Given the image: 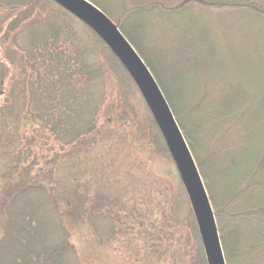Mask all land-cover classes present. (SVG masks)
Returning a JSON list of instances; mask_svg holds the SVG:
<instances>
[{
	"label": "trees",
	"instance_id": "obj_1",
	"mask_svg": "<svg viewBox=\"0 0 264 264\" xmlns=\"http://www.w3.org/2000/svg\"><path fill=\"white\" fill-rule=\"evenodd\" d=\"M87 1L136 49L164 93L206 185L226 263L264 264V80L246 78L252 73L264 76V0ZM45 2L54 9L39 7L34 0H0V45L10 44L18 50H12L13 55L23 54L25 69L35 77L30 84L37 122L57 138L63 135L72 151L76 142L94 138L107 97L100 89L107 84L100 49L113 53L62 6ZM84 28L95 39L93 47ZM228 51L241 58L229 55L239 68L232 66L234 73L229 63L225 68ZM2 62L5 77L7 65ZM13 191L0 186V219L12 249L0 256V264H71L66 220L88 211L86 201L80 206L75 200L78 189L68 190L62 209L60 201L55 206L56 213L66 216L59 220L61 243L46 252L41 220L27 210L31 203L23 205L17 220L9 217ZM19 192L23 196L13 197L30 191L15 195ZM175 207L170 210L173 215ZM167 212L170 220L159 227L165 234H153L156 225L148 220L140 226L139 236H133L140 248L134 258L140 259L141 252L149 264H208L195 215L183 220ZM11 234L18 237L13 246L8 241Z\"/></svg>",
	"mask_w": 264,
	"mask_h": 264
},
{
	"label": "rangeland",
	"instance_id": "obj_2",
	"mask_svg": "<svg viewBox=\"0 0 264 264\" xmlns=\"http://www.w3.org/2000/svg\"><path fill=\"white\" fill-rule=\"evenodd\" d=\"M34 3L54 9L45 0H34ZM75 24L83 29L77 20ZM83 33L88 44L94 45V37L85 28ZM9 43H12V36L6 44ZM12 50L18 51L10 44L9 47L0 45V59L5 67L7 65L5 77L1 76L0 66V186L5 192L11 188L16 190L7 206L9 217L17 220L20 213L23 214V205L31 203L28 213L38 215L41 220L39 233L45 235L44 250L51 251L61 243L59 220L61 216L66 217L56 213L55 206L60 201L62 209L68 190L75 187L80 193L75 200L78 199L80 206L86 201L88 211L85 210L84 216L82 211L78 218L66 220L67 241L73 253L71 264H149V258L144 259L141 252L140 259L134 258L136 249L140 248L133 242V236H139L140 226L148 220L156 225L153 234L156 230L162 234L159 227L165 219L170 220L165 217L166 210L172 217L182 216L183 220L195 214L177 165L138 87L116 58L100 49L107 80V87H100L107 93L104 108L94 138L91 135L82 144L76 142L70 151L68 148L73 146L66 147L63 135L57 138L50 128L46 130L37 122L36 97H33L31 86L35 77L31 70L25 69L23 54L13 55ZM229 55L239 61L241 58L231 51L226 53V58L224 56L225 68L229 63L233 72L232 66L239 68L232 64L234 59ZM241 65L244 67V63ZM249 77L255 78L257 83L264 80V76L261 78L255 73L246 78ZM36 87H40L39 83ZM72 181L77 183L72 184ZM26 188L30 192L14 198L23 196L20 192L15 194ZM51 194L58 196L51 198ZM174 205L178 212L174 211L173 215ZM87 214H91L89 219ZM4 233L0 219V244ZM9 237V244H16L18 237L12 234ZM4 241L0 246L1 257L5 250L12 252L6 238Z\"/></svg>",
	"mask_w": 264,
	"mask_h": 264
},
{
	"label": "water",
	"instance_id": "obj_3",
	"mask_svg": "<svg viewBox=\"0 0 264 264\" xmlns=\"http://www.w3.org/2000/svg\"><path fill=\"white\" fill-rule=\"evenodd\" d=\"M89 27L131 76L143 95L181 175L201 235L208 264H227L205 183L158 83L119 29L87 0H51Z\"/></svg>",
	"mask_w": 264,
	"mask_h": 264
}]
</instances>
